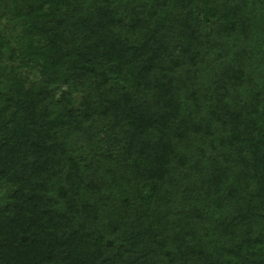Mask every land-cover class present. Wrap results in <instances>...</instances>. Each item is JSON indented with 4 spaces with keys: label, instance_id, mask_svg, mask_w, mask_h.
Instances as JSON below:
<instances>
[{
    "label": "trees",
    "instance_id": "1",
    "mask_svg": "<svg viewBox=\"0 0 264 264\" xmlns=\"http://www.w3.org/2000/svg\"><path fill=\"white\" fill-rule=\"evenodd\" d=\"M0 264H264V0H0Z\"/></svg>",
    "mask_w": 264,
    "mask_h": 264
}]
</instances>
